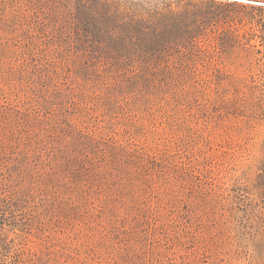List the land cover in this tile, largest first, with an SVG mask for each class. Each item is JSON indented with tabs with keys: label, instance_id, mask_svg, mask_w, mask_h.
<instances>
[{
	"label": "rangeland",
	"instance_id": "rangeland-1",
	"mask_svg": "<svg viewBox=\"0 0 264 264\" xmlns=\"http://www.w3.org/2000/svg\"><path fill=\"white\" fill-rule=\"evenodd\" d=\"M0 264H264V4L0 0Z\"/></svg>",
	"mask_w": 264,
	"mask_h": 264
},
{
	"label": "bare ground",
	"instance_id": "bare-ground-1",
	"mask_svg": "<svg viewBox=\"0 0 264 264\" xmlns=\"http://www.w3.org/2000/svg\"><path fill=\"white\" fill-rule=\"evenodd\" d=\"M240 1L250 2V3H256V4H264L263 1H256V0H240Z\"/></svg>",
	"mask_w": 264,
	"mask_h": 264
}]
</instances>
